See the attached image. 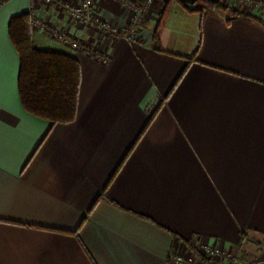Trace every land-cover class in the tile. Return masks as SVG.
<instances>
[{
    "label": "crops",
    "instance_id": "0c3cea01",
    "mask_svg": "<svg viewBox=\"0 0 264 264\" xmlns=\"http://www.w3.org/2000/svg\"><path fill=\"white\" fill-rule=\"evenodd\" d=\"M92 1L121 36L73 22L62 4L76 0H0V264H166L169 251L190 252L192 238L264 264L259 248L239 247L243 235L264 246V9H237L261 24L170 0L157 50L164 0H154L136 43L123 35L130 10ZM30 13L108 59L34 31L38 49L81 65L72 124L51 128L21 104L8 26Z\"/></svg>",
    "mask_w": 264,
    "mask_h": 264
},
{
    "label": "trees",
    "instance_id": "16d2710c",
    "mask_svg": "<svg viewBox=\"0 0 264 264\" xmlns=\"http://www.w3.org/2000/svg\"><path fill=\"white\" fill-rule=\"evenodd\" d=\"M171 1L163 2L159 14L158 25L154 33L155 47L159 45L158 30L164 20L167 9ZM197 11L205 9L229 11L227 6H223L219 2L212 0H198L196 4ZM234 10V11H233ZM231 13L248 19H254L258 23L263 24L261 19L253 18L250 14H245L233 9ZM9 36L15 46L20 58V72L18 77L19 97L23 108L31 115L47 121L51 124V128L58 124H72L77 120L79 111V97L81 91L82 71L81 65L71 55L58 51L40 50L35 45L34 30L31 25V14H23L11 19L9 24ZM198 45L195 53L189 58V64L178 77L170 91L164 96L163 101L168 99L184 75L188 71L189 65L195 61V57L199 51ZM163 101L151 113L149 120L139 135L135 144L131 147L124 160L120 164L116 173L108 182L103 192L95 201L92 210L104 198H107L108 188L115 178L116 174L125 164L128 157L133 152L136 144L146 133L157 113L162 107ZM91 210V212H92ZM84 221L80 225L82 227ZM78 227V231L80 230ZM187 249L192 253L196 264H213L207 261L198 250L195 244V239L184 240ZM247 257V255H244ZM249 260V259H245Z\"/></svg>",
    "mask_w": 264,
    "mask_h": 264
},
{
    "label": "built area",
    "instance_id": "2783aa9c",
    "mask_svg": "<svg viewBox=\"0 0 264 264\" xmlns=\"http://www.w3.org/2000/svg\"><path fill=\"white\" fill-rule=\"evenodd\" d=\"M46 4L55 5L61 4L62 0H41ZM76 3L62 4L63 8L69 14L70 19L75 23H84L87 26L99 28L114 36H121L122 34L114 29L111 25L103 22L100 18L95 17L93 14V1L92 0H76ZM118 2L121 7L130 10L132 13L130 24L123 34L124 37L131 43L137 42V35L139 28L142 26L149 8L152 6L154 0H113ZM219 2L223 6H231L233 9H238L241 5H253L257 9H264V3L255 2L252 0H212ZM35 0H31L34 4ZM234 4V5H233ZM235 6V7H233ZM31 14V13H30ZM31 25L35 32L46 36V38H53L59 42H62L72 48V50H86L95 54L102 62H107V57L101 56L98 52L91 51L90 46L84 44L79 40L69 38V36L60 29L50 26L43 21L38 15L31 14ZM195 244L202 256L213 264H259L258 259L243 260L236 253L228 248H224L221 245L209 243L200 238H194ZM254 245L262 252L264 257V246L260 243L251 241L246 235H243L240 244V250L242 251L246 245ZM264 259V258H263ZM166 264H196V261L191 252L181 253L175 249L169 251L167 255Z\"/></svg>",
    "mask_w": 264,
    "mask_h": 264
},
{
    "label": "water",
    "instance_id": "95a60500",
    "mask_svg": "<svg viewBox=\"0 0 264 264\" xmlns=\"http://www.w3.org/2000/svg\"><path fill=\"white\" fill-rule=\"evenodd\" d=\"M170 0H164V2H169ZM188 5H195L196 3H198V0H180Z\"/></svg>",
    "mask_w": 264,
    "mask_h": 264
},
{
    "label": "rangeland",
    "instance_id": "374dc122",
    "mask_svg": "<svg viewBox=\"0 0 264 264\" xmlns=\"http://www.w3.org/2000/svg\"><path fill=\"white\" fill-rule=\"evenodd\" d=\"M233 5H234V4H233ZM245 6H249V5H245V4L243 5V4H242L241 7H239V8L243 9ZM227 7H228L229 9H233L231 6H227ZM233 7H235V6H233ZM252 7H253V6H252ZM253 8H254V7H253ZM235 10H237V9H235ZM35 35L38 36V35H40V34H39V33H36ZM261 257L264 258L263 255H261Z\"/></svg>",
    "mask_w": 264,
    "mask_h": 264
}]
</instances>
